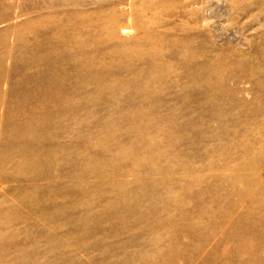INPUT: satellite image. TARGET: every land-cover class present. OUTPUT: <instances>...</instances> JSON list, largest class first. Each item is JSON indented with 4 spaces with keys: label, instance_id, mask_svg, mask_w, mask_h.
I'll return each mask as SVG.
<instances>
[{
    "label": "rangeland",
    "instance_id": "1",
    "mask_svg": "<svg viewBox=\"0 0 264 264\" xmlns=\"http://www.w3.org/2000/svg\"><path fill=\"white\" fill-rule=\"evenodd\" d=\"M0 264H264V0H0Z\"/></svg>",
    "mask_w": 264,
    "mask_h": 264
}]
</instances>
